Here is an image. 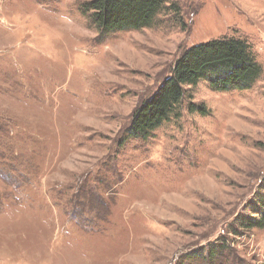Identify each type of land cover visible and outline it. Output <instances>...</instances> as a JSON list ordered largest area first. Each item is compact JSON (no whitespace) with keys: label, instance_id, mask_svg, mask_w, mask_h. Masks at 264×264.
I'll return each instance as SVG.
<instances>
[{"label":"rangeland","instance_id":"obj_1","mask_svg":"<svg viewBox=\"0 0 264 264\" xmlns=\"http://www.w3.org/2000/svg\"><path fill=\"white\" fill-rule=\"evenodd\" d=\"M91 1L0 0V264H264V222L244 223L264 208V0L103 31ZM226 39L261 67L249 89L202 79L127 133L188 48Z\"/></svg>","mask_w":264,"mask_h":264},{"label":"trees","instance_id":"obj_2","mask_svg":"<svg viewBox=\"0 0 264 264\" xmlns=\"http://www.w3.org/2000/svg\"><path fill=\"white\" fill-rule=\"evenodd\" d=\"M166 1L93 0L85 3L83 8L85 7L84 12L95 10L94 24L102 31L138 29L148 25ZM260 68L248 46L240 40H210L193 45L175 61L171 75L164 79L152 96L134 113L127 133L141 135L143 139L149 138V131L169 120L181 105L186 85L194 86L202 79H210V85L214 89L244 91L259 76ZM201 110L206 111L204 107ZM178 116L179 111L175 113V117ZM262 197L264 200V195ZM261 222H264V208L261 214L244 220L247 227Z\"/></svg>","mask_w":264,"mask_h":264},{"label":"snow or ice","instance_id":"obj_3","mask_svg":"<svg viewBox=\"0 0 264 264\" xmlns=\"http://www.w3.org/2000/svg\"><path fill=\"white\" fill-rule=\"evenodd\" d=\"M50 2H51V0H50ZM190 159H191V162L195 165L196 164V157L194 154L191 155Z\"/></svg>","mask_w":264,"mask_h":264}]
</instances>
